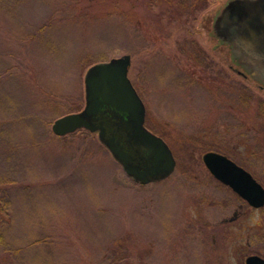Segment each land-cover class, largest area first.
Listing matches in <instances>:
<instances>
[{
	"label": "rangeland",
	"instance_id": "374dc122",
	"mask_svg": "<svg viewBox=\"0 0 264 264\" xmlns=\"http://www.w3.org/2000/svg\"><path fill=\"white\" fill-rule=\"evenodd\" d=\"M227 0H0V264H244L264 205L211 175L215 151L264 187V65L212 34ZM130 55L144 125L170 176L139 184L97 134H53L83 109L94 63Z\"/></svg>",
	"mask_w": 264,
	"mask_h": 264
},
{
	"label": "water",
	"instance_id": "95a60500",
	"mask_svg": "<svg viewBox=\"0 0 264 264\" xmlns=\"http://www.w3.org/2000/svg\"><path fill=\"white\" fill-rule=\"evenodd\" d=\"M217 22L226 36L213 31L216 37L222 42L239 39L240 43L235 44L248 53L256 52L264 65V0H228L216 15L214 28ZM130 62V55L124 54L92 64L83 79V109L59 116L51 129L59 136L81 128L96 132L125 174L137 183L147 184L168 177L176 160L164 139L144 125L146 109L128 78ZM201 158L211 175L250 206L264 205V187L245 168L215 151H208ZM245 261L264 264V258L258 255Z\"/></svg>",
	"mask_w": 264,
	"mask_h": 264
},
{
	"label": "flooded vegetation",
	"instance_id": "af4514ba",
	"mask_svg": "<svg viewBox=\"0 0 264 264\" xmlns=\"http://www.w3.org/2000/svg\"><path fill=\"white\" fill-rule=\"evenodd\" d=\"M225 5H223L222 7H220V9L218 10V12L216 13V15H218L220 12H221V10H222V8L224 7ZM216 17V16H215ZM215 19V18H214ZM220 24H224V22H221ZM212 30L214 31V32H217V33H221L222 34V36H226L223 32V30H221L220 29V27H218V22H217V24L215 25V28H214V21H213V25H212ZM229 34V33H228ZM234 35V34H233ZM216 36V35H215ZM238 36V35H237ZM236 39V38H235ZM234 39V41L233 42H225V43H227V46L229 47V49H230V54H231V60H232V62H233V65H232V69L234 70V71H236L238 74H241V75H243V76H246L245 75V73H244V71H242L239 67H238V65L239 64H241V61L243 60V56H241L240 54L238 55V53H237V48L238 49H240L241 47L240 46H238L237 45V43L235 44V41H237L238 43H240V41H239V39H237V40H235ZM218 41H220L221 40V38H219L218 37V39H217ZM241 50H242V52L243 53H245L246 55H250V59H254V60H256V59H258V58H260L259 56H257V53L256 52H253V51H249L250 53H248V51L246 52V51H244L242 48H241ZM245 56V55H244ZM259 60V59H258ZM262 61V60H261ZM263 62H264V59H263ZM263 87H264V85H263ZM263 258V257H262ZM247 258L245 257V259L243 260L244 261V264H246V260Z\"/></svg>",
	"mask_w": 264,
	"mask_h": 264
}]
</instances>
